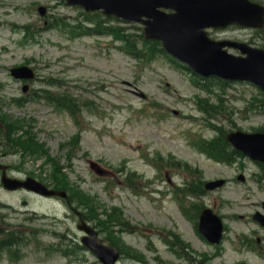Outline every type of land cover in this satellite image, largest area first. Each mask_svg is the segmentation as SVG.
Returning <instances> with one entry per match:
<instances>
[{"label": "rangeland", "instance_id": "rangeland-1", "mask_svg": "<svg viewBox=\"0 0 264 264\" xmlns=\"http://www.w3.org/2000/svg\"><path fill=\"white\" fill-rule=\"evenodd\" d=\"M36 1L0 0V102L2 101L4 106L2 113L4 111L14 117H20L33 125L37 139L52 156L60 158V164L64 166L67 163L65 153L69 148L65 146L62 149L61 144L70 141L73 136V117L71 118L68 112L52 109L50 105L34 99L23 107L9 102L11 98H19L23 93L20 82L11 77L10 67L32 61L39 73L33 90L42 87L41 82L44 79L54 78L57 79V85L52 88L53 91L64 88L63 90L66 89L65 91L82 101L92 100L93 110L86 109L81 116L82 150L75 155L71 166L63 170L69 175L70 182L87 190L103 209L110 205L122 208L132 223L139 224L142 228L152 226L156 229L174 230L191 244L197 254H214L215 250L197 237L192 225L178 210L173 193L167 196L156 194V201L145 193L146 187L150 186L144 182L146 179H154L157 181V187L173 191L175 183L183 182L185 175L193 179L191 173L188 174L184 169L175 166H169L167 170L160 172L154 161L147 157L160 162L173 155L172 159L181 160L183 163L188 161L194 168L203 171L205 180L220 176L231 177L234 174V165L210 159L192 142L193 137L199 134L207 137L216 134L200 110L198 97L209 99L213 106H217L219 97L216 93L222 92L230 99L225 101L226 107L220 112L221 123L227 129L232 128V123H235L238 127L251 131L264 127V113L258 109L251 110L246 103L249 98L251 101L256 98L254 105H260L263 98L261 92L248 84H234L226 89H219L210 83L204 88L188 71L176 67L163 57L147 68L136 66L135 60L126 55L110 37L104 35L70 38L65 31L51 28L37 34L33 41H23L20 24L30 20L38 25L43 23L35 11ZM41 1L46 5L57 4L56 0ZM75 13L77 12L69 7H59L56 10L52 8V14L56 16ZM229 34L234 38L248 37L255 39L256 43L259 41L264 44L263 40L254 36L253 31L232 29ZM126 81L133 82V85L145 91L148 97L141 99L134 95L125 84ZM175 111H179V114L176 115ZM3 152L0 146V155ZM21 159L20 154H9L5 158L8 163L14 165V174L25 176L34 173L37 177L49 178V173L42 171L38 166L45 163L43 158L30 159L26 163ZM91 160L99 162L111 173L106 176L97 175L90 169ZM243 163L246 167L250 165L247 161ZM250 167L252 171H256L255 167ZM120 169L125 173L136 172L138 178H135L134 182L141 188V194L136 195L125 185L117 184L122 182L124 176L119 173ZM158 175L161 176L159 179ZM110 179L113 183H109ZM258 188L251 181L246 185L232 181L225 189L210 195L214 196L223 211L248 214L264 197V192ZM23 200H27L28 206L22 204ZM1 201L8 203L13 209L0 210V228L5 226L3 222L14 224L23 221L26 225L28 222L36 225L31 227L35 229L32 234H24L28 244H34L36 239H48L38 232L43 228L65 230L70 227L77 228L79 222L66 202L60 198L44 199L23 193H8L0 189ZM74 205L81 207L77 203ZM18 209L23 213H15L20 211ZM35 213H48L55 220L29 219L34 217ZM1 214L6 215L5 221ZM54 221L59 225H53ZM228 224V238L221 247V254L215 253V258L210 264H238L243 256L236 247L239 245L238 234L241 231L254 233L257 229L255 224L237 218L233 220L229 217ZM22 225L23 228L26 227ZM101 235L108 241H116L106 233ZM119 238H123L127 244L137 249L148 264H156V253L165 257L168 264H193L172 255L157 237L154 238L157 252L148 251L143 236L132 235L125 230L119 232ZM39 243L46 244V241ZM43 253L44 251H33L18 262L2 260L0 264H69L60 254L45 256ZM244 255L247 256L248 253ZM91 262H95L94 257H91ZM249 262L264 264L258 257H250ZM120 264L140 263L130 258H122Z\"/></svg>", "mask_w": 264, "mask_h": 264}, {"label": "water", "instance_id": "water-1", "mask_svg": "<svg viewBox=\"0 0 264 264\" xmlns=\"http://www.w3.org/2000/svg\"><path fill=\"white\" fill-rule=\"evenodd\" d=\"M175 6H182L183 4H189L193 8H203L206 0H171ZM88 3L94 5H105L109 6V3L106 0H87ZM147 12V10L145 11ZM181 13L185 16H181L177 19L178 23L188 22L189 18H194L193 11L191 12L188 9H182ZM200 18V17H199ZM172 37L179 42L185 48H193V45L189 44L191 40H189L188 36L190 34H186V37L183 39H178L176 37V33L171 30ZM195 42H199L200 44L207 43L202 37L195 36L193 37ZM221 45L218 47H214L210 49L209 58H207L204 62L207 66H215V70L222 72L224 74H228L226 69H234L237 72H242V75H252L264 83V63H259V58L250 57L247 60L231 58L226 56L225 53L220 51Z\"/></svg>", "mask_w": 264, "mask_h": 264}]
</instances>
